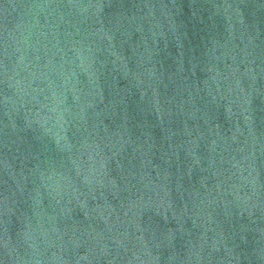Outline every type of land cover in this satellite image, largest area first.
Here are the masks:
<instances>
[{
    "label": "water",
    "instance_id": "obj_1",
    "mask_svg": "<svg viewBox=\"0 0 264 264\" xmlns=\"http://www.w3.org/2000/svg\"><path fill=\"white\" fill-rule=\"evenodd\" d=\"M0 264H264V0H0Z\"/></svg>",
    "mask_w": 264,
    "mask_h": 264
}]
</instances>
